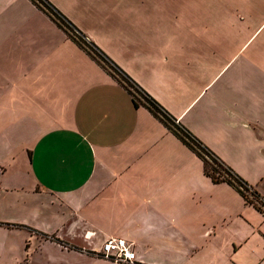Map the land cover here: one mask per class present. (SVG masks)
<instances>
[{
	"label": "crops",
	"instance_id": "1",
	"mask_svg": "<svg viewBox=\"0 0 264 264\" xmlns=\"http://www.w3.org/2000/svg\"><path fill=\"white\" fill-rule=\"evenodd\" d=\"M42 1L108 71L0 0V264H120L109 238L134 264H264L262 212L127 87L264 200V0Z\"/></svg>",
	"mask_w": 264,
	"mask_h": 264
},
{
	"label": "trees",
	"instance_id": "2",
	"mask_svg": "<svg viewBox=\"0 0 264 264\" xmlns=\"http://www.w3.org/2000/svg\"><path fill=\"white\" fill-rule=\"evenodd\" d=\"M34 5L45 12L49 18L59 27L64 33L74 41L79 47L87 52L94 60H96L105 70L108 71L107 63L98 55L97 52L93 49V47L83 40V36L80 32L76 31L71 24L66 22L59 15L54 13L42 0H31ZM112 71V70H111ZM123 80V79H122ZM124 81V80H123ZM126 82V81H125ZM129 89L134 90V92L144 100L143 105L148 109L154 117H156L160 122L164 124V126L172 132L186 147H188L192 152L196 154V156L202 161L204 173L208 176L214 184L219 183H227L232 186L239 194L244 198L246 203L253 205L258 211L260 208L253 204L250 201L248 196L240 191L238 187L241 186H249L246 182H244L238 175H236L228 166H226L221 160H219L207 147H205L199 140H197L194 136H192L185 128H183L179 124H175L174 120H172L168 114H166L153 100L142 96L139 92H137L134 87L128 84ZM134 99L137 97L132 93ZM256 195V192L252 193Z\"/></svg>",
	"mask_w": 264,
	"mask_h": 264
},
{
	"label": "built area",
	"instance_id": "3",
	"mask_svg": "<svg viewBox=\"0 0 264 264\" xmlns=\"http://www.w3.org/2000/svg\"><path fill=\"white\" fill-rule=\"evenodd\" d=\"M134 91V90H133ZM238 189L245 193L253 204L260 208L264 215V200L253 195L254 190L248 186H239ZM132 243L118 238H109L100 246L101 258L120 264H134L135 253L132 249Z\"/></svg>",
	"mask_w": 264,
	"mask_h": 264
}]
</instances>
